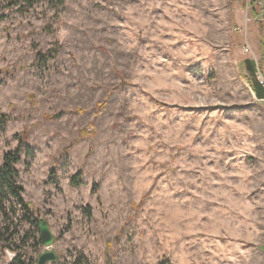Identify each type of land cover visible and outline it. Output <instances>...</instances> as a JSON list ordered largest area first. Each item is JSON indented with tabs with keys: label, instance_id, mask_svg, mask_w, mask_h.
<instances>
[{
	"label": "rangeland",
	"instance_id": "1",
	"mask_svg": "<svg viewBox=\"0 0 264 264\" xmlns=\"http://www.w3.org/2000/svg\"><path fill=\"white\" fill-rule=\"evenodd\" d=\"M13 1L0 0V163L25 135L17 181L60 264H264V67L246 9ZM7 226L0 264L14 250L36 262L39 231Z\"/></svg>",
	"mask_w": 264,
	"mask_h": 264
},
{
	"label": "trees",
	"instance_id": "2",
	"mask_svg": "<svg viewBox=\"0 0 264 264\" xmlns=\"http://www.w3.org/2000/svg\"><path fill=\"white\" fill-rule=\"evenodd\" d=\"M19 0H14L16 3ZM39 0H24L26 6H32ZM64 0H57L58 3H63ZM51 52L54 54L57 52L56 49H50L44 53L42 56L43 59H46ZM10 119V116L6 113H0V126H4L5 123ZM19 136L18 144L15 150L6 151L3 155L2 162L0 163V240L6 241V247H9L8 237H4L5 231L7 230L8 220L12 216H18L22 221L29 222L33 225L37 231H39V218L34 217V210L31 204L24 200L23 186L17 181L18 170L15 165L21 159V152H24L26 155H31L33 153L32 148L27 144L25 135ZM51 178L56 182L54 172L51 175ZM70 183L73 186H79L83 183L81 178V173L74 174ZM19 213V214H18ZM12 236V235H11ZM40 241V238H39ZM16 252L9 262L6 264H35L36 262L29 256L21 253L19 250H14ZM82 255H80L81 257Z\"/></svg>",
	"mask_w": 264,
	"mask_h": 264
},
{
	"label": "crops",
	"instance_id": "3",
	"mask_svg": "<svg viewBox=\"0 0 264 264\" xmlns=\"http://www.w3.org/2000/svg\"><path fill=\"white\" fill-rule=\"evenodd\" d=\"M235 2L238 7L246 9V19L250 22V26L247 27V34L251 39V52L257 59L262 60L264 67V28L257 21V16L264 13V0H235ZM259 34L262 36V40L257 38ZM256 89L259 96L264 98V87L259 82ZM259 246L264 256V231Z\"/></svg>",
	"mask_w": 264,
	"mask_h": 264
},
{
	"label": "water",
	"instance_id": "4",
	"mask_svg": "<svg viewBox=\"0 0 264 264\" xmlns=\"http://www.w3.org/2000/svg\"><path fill=\"white\" fill-rule=\"evenodd\" d=\"M39 238L43 249L38 252L35 264H60L59 254L54 246L55 237L47 220L39 218Z\"/></svg>",
	"mask_w": 264,
	"mask_h": 264
},
{
	"label": "built area",
	"instance_id": "5",
	"mask_svg": "<svg viewBox=\"0 0 264 264\" xmlns=\"http://www.w3.org/2000/svg\"><path fill=\"white\" fill-rule=\"evenodd\" d=\"M257 21L264 28V13H261L257 16ZM248 50L249 49H246V51H248ZM255 74H256V78H257L258 82L264 87V75H263V73L259 67L256 68Z\"/></svg>",
	"mask_w": 264,
	"mask_h": 264
}]
</instances>
